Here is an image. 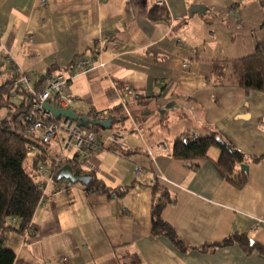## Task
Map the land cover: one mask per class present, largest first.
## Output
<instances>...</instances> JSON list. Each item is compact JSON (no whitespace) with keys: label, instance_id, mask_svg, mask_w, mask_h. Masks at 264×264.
<instances>
[{"label":"crops","instance_id":"0c3cea01","mask_svg":"<svg viewBox=\"0 0 264 264\" xmlns=\"http://www.w3.org/2000/svg\"><path fill=\"white\" fill-rule=\"evenodd\" d=\"M263 3L0 0L2 83L16 73L7 54L30 74L35 90L50 69L67 72L76 58L106 63L70 82L71 110L109 113L114 124L104 137L119 133L125 144L120 153L105 150L94 159L99 172L87 184L48 197L35 211L28 240L4 235L14 264H264V256L238 245L204 248L234 235L264 248V93H246L232 70L221 82L212 78L213 63L251 56L264 42ZM129 89L135 97L125 98L126 112L120 94ZM7 98L13 110L27 102L21 93ZM8 114L0 107V120ZM210 133L246 157L242 189L216 169L217 148L203 160L173 157L179 137ZM154 185L173 201L161 218L186 251L152 233Z\"/></svg>","mask_w":264,"mask_h":264},{"label":"trees","instance_id":"16d2710c","mask_svg":"<svg viewBox=\"0 0 264 264\" xmlns=\"http://www.w3.org/2000/svg\"><path fill=\"white\" fill-rule=\"evenodd\" d=\"M158 9V7H154L150 10L149 18L151 20H158ZM262 28H264V23ZM3 69L2 59L0 58V77H3L5 73ZM229 70H232L240 87L246 93H264V42L257 45L255 53L251 56L230 62L213 63L212 78L217 82H221L225 79ZM54 71L56 69H50L41 78L36 90L40 89L45 78ZM17 80L18 76L13 72L5 83H0V107L9 111L8 116L0 120V264H14L15 262L16 254L6 247L4 235L8 232L25 235L29 231L42 196V192L39 190L40 178L36 169L39 163H46L51 160L47 156V148L40 145L34 135L28 132L36 119L32 114V97L27 90L16 84ZM20 93L26 96L27 102L13 110L8 103L7 96H16ZM54 105L55 108L58 107L55 103ZM118 110L110 112L114 113ZM76 115L79 118H86L95 122L111 119L109 116L99 119L95 113ZM91 128L102 130L97 126ZM28 145H36L39 150L38 153L34 156L28 155L26 151ZM212 148H217L220 151V157L215 166L221 176L237 189L245 187L248 181L246 157L216 133H210L203 138L179 137L174 142L172 153L173 157L178 160L196 161L206 159L209 150ZM259 160L254 159L253 161L257 162ZM63 167L65 165H62L59 170ZM71 167L74 172L87 174L88 176L92 174L77 169L73 165ZM162 191L158 185L153 186L152 233L155 236L165 235L169 237L176 248L186 251L185 244L177 237L171 226L161 218L163 209L173 202L169 193L166 190ZM158 193H162L160 198L156 197ZM234 245L240 246L247 254L256 251L264 256V248L252 244L245 235H234L221 244L209 245L204 248L216 249Z\"/></svg>","mask_w":264,"mask_h":264},{"label":"built area","instance_id":"2783aa9c","mask_svg":"<svg viewBox=\"0 0 264 264\" xmlns=\"http://www.w3.org/2000/svg\"><path fill=\"white\" fill-rule=\"evenodd\" d=\"M160 4L164 5V2ZM7 57L16 70L18 76L16 84L27 90L32 97V114L36 119L28 132L34 135L40 145L47 148V156L51 159L49 162L39 163L36 169L40 178L39 190L42 192L38 209L45 205L48 197L64 195L75 188L76 184L70 180L58 179V170L62 165L70 167L73 165L87 173H98V167L93 164L94 159L105 150L113 153L124 151V138L119 133H113L105 138L102 130L79 128L75 122L65 118L58 120L45 108L46 104L55 107V103L59 110H71V100L67 92L70 82L99 68L105 69L106 63L97 64L91 56L76 58L67 68V72L50 73L40 89L35 90L31 87L33 79L30 74L21 70L10 54H7ZM120 95L121 106L128 112L125 98L135 97V92L129 89ZM95 114L99 119L108 117L103 113ZM26 151L28 155L34 156L39 150L36 145H28ZM141 173L142 169L137 167L135 174ZM159 178L167 181L163 175H159ZM30 235H33L32 225L24 235L25 239L28 240ZM60 261L66 263L68 258L64 257Z\"/></svg>","mask_w":264,"mask_h":264},{"label":"water","instance_id":"95a60500","mask_svg":"<svg viewBox=\"0 0 264 264\" xmlns=\"http://www.w3.org/2000/svg\"><path fill=\"white\" fill-rule=\"evenodd\" d=\"M45 108L49 110L53 116L58 120L61 118L69 119L72 122H75L77 127L89 129L91 127H99L103 131L111 130L113 128L114 120L109 119L103 122L89 121L86 118H79L72 110H59L48 104L45 105ZM59 179L70 180L73 184H87L91 181V176L82 175L79 172H74L73 168L70 166H65L58 172Z\"/></svg>","mask_w":264,"mask_h":264},{"label":"rangeland","instance_id":"374dc122","mask_svg":"<svg viewBox=\"0 0 264 264\" xmlns=\"http://www.w3.org/2000/svg\"><path fill=\"white\" fill-rule=\"evenodd\" d=\"M4 79H5L4 76H3V77H0V83H2V82L4 81ZM15 89H16V88H15ZM4 109H5V108H4ZM4 113H5V111H4ZM116 125H117V124H115V126H116ZM114 129H116V127H114ZM104 133H105V134H109V133L111 134V132L108 131V130L105 131ZM82 175H85V174H82ZM76 186H79V184H76L75 187H76Z\"/></svg>","mask_w":264,"mask_h":264}]
</instances>
